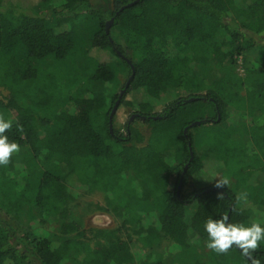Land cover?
Segmentation results:
<instances>
[{
    "label": "trees",
    "instance_id": "1",
    "mask_svg": "<svg viewBox=\"0 0 264 264\" xmlns=\"http://www.w3.org/2000/svg\"><path fill=\"white\" fill-rule=\"evenodd\" d=\"M134 1L93 8L89 0H0V86L12 95L0 103V115L12 122L9 141L26 150L0 167V200L31 204L63 233H75L64 242L29 239L0 221V264H20L29 253L39 264H173L154 247L165 237L191 254L207 242L209 218L227 215L231 223L264 227V0H139L120 11ZM43 4L51 6V26L33 11ZM109 52L126 76L119 93L104 88L116 79ZM238 56L250 65L244 80L236 73ZM48 57L67 67L58 81L76 88L83 83L69 108H63L69 99L55 93V84L49 88L53 77L37 81L32 63ZM209 63L216 76L205 89L194 70ZM232 87H245L244 95ZM119 97L133 120L148 124V139L130 122L124 135L113 126L109 131ZM162 98L172 100L161 109ZM234 114L237 121H229ZM205 127H211L203 141L208 154L199 156L196 137ZM204 161L214 166L213 175ZM42 163L47 167L39 176L19 177ZM217 174L230 183L217 188ZM134 180L150 186L139 194ZM99 183L105 191H128L135 202L149 203L148 213H138L130 198L114 206L107 199L122 227L131 226L124 239L116 231L81 230L78 222L65 221L68 188L89 191ZM185 186L192 191L185 194ZM244 193L246 199H237ZM254 255L264 264V242ZM207 264L247 262L233 248L227 255L209 251Z\"/></svg>",
    "mask_w": 264,
    "mask_h": 264
},
{
    "label": "rangeland",
    "instance_id": "2",
    "mask_svg": "<svg viewBox=\"0 0 264 264\" xmlns=\"http://www.w3.org/2000/svg\"><path fill=\"white\" fill-rule=\"evenodd\" d=\"M89 2L93 8H99L109 6L111 0H89ZM262 9L264 12V6H262ZM33 11L44 16L49 26L55 23L54 16L51 14L50 4L37 6L33 9ZM261 42L264 44V36L261 37ZM108 56L111 59L112 65L115 69L116 79L114 80V83H112L111 85L106 84L104 88L106 89V91L119 93L126 80L125 72L119 67V62L116 56H114L110 52L108 53ZM256 56L257 53L249 54V57L252 59H254ZM83 63L84 61L82 58L77 59L75 67L80 68ZM32 66L37 70V81L40 82L42 80H45L49 76L55 79L54 83L50 85L49 88L52 90V87L55 84V93L56 91H59V95H65L67 99H69L68 102L63 105V108H69L72 102V100L70 99L74 97L76 92H78L77 89H82L83 83H81L80 81L78 83L79 88H76L65 86L63 84V81H58V79L61 78L62 75L67 71V67L61 64H57L52 57H48L40 61H35L32 63ZM235 68L238 77L244 80L246 74L245 71L250 68V65H248L246 59L238 56L236 58ZM194 71L201 78L205 89H208L211 81L216 76L213 64L209 63L203 68L195 67ZM86 83L85 88L88 86V83ZM34 84H32V86L28 85L26 88L33 91ZM231 90L238 91L241 95H244L245 93V87H241L240 89L232 87ZM185 95L186 94L181 93V97H184ZM11 99L12 95L10 94V91L0 86V103L6 104ZM169 100L172 99L162 98L159 105L160 108L162 109L163 106L167 104V102H170ZM131 113L132 112L129 108L118 104L112 118L113 128L120 134L124 135V126L126 125V123L130 122L134 129L139 131L145 139H148L150 135V128L148 124L144 123L142 120H133L134 117H131ZM233 117L234 118H231L230 116L228 120L237 121V117L239 116L238 114H234ZM208 128L211 127H205L203 130H200L196 137L195 151L199 156L208 154L207 148L203 143L204 134L206 133V130ZM237 137L244 136L240 135V133L238 132ZM145 144L146 141H144L140 146H143ZM25 151L26 150L24 148L20 149V152L15 154L14 156L17 159H21L20 157L23 153H25ZM203 164L204 169L209 172L210 175H213L215 170L212 163L209 161H204ZM46 167L47 163H42L40 169L36 170L33 173H28L29 175L21 173L19 177L23 180H27V177H37L42 171L46 169ZM220 178L221 176L217 174L213 179L215 182H217L216 180ZM126 181L130 183L129 180ZM133 185L136 188L135 192L139 194L143 193L150 186V184L143 183L138 180H134ZM102 186L103 185L101 183L96 184L94 188L89 191L81 190L77 187H69L68 192L71 196V200L65 207L67 211L65 221L68 222L74 220L78 222L81 230L116 231L118 232L119 236L124 239L126 235L131 233V226L128 225L125 228L122 227L121 217L112 210V207L108 206L107 199L109 198L113 203L112 206H114L120 205V203L123 204L124 200L130 198L132 202L129 205H132L134 207V211L138 213H148L150 210L149 203L143 204L137 201L135 202L134 198L130 196L128 191L120 195L114 188H112L111 191H105L103 190ZM191 191L192 188L190 186H185L183 188V192L185 194L190 193ZM123 197L125 198L121 200ZM15 203V198H11L10 201H3L2 199L0 200V221H2L3 224L8 227L10 226L16 230H19L21 235L25 234L29 239L39 238L47 239L53 242H64L75 238V233H63L60 229L59 223L56 222V220H53V217H44L42 212L31 204L17 205ZM260 215L264 218V210L260 212ZM133 239L134 241L137 240V236H133ZM87 242L90 246H93L95 244V240L92 238L90 240H87ZM137 245L141 246L142 244L140 242H137ZM153 251L162 255L170 256L173 264H193L194 260H197L203 264H207L208 262L209 250L206 248V242L202 243L196 248V250L188 255L185 252H181L172 241L164 237L160 240L158 245L154 247ZM143 252L146 253L149 252V250L144 249ZM28 255L29 257L26 260L21 261L20 264H39L38 261L33 256H31L30 253Z\"/></svg>",
    "mask_w": 264,
    "mask_h": 264
},
{
    "label": "clouds",
    "instance_id": "3",
    "mask_svg": "<svg viewBox=\"0 0 264 264\" xmlns=\"http://www.w3.org/2000/svg\"><path fill=\"white\" fill-rule=\"evenodd\" d=\"M18 132H23V126L17 123ZM12 129V122L5 120L0 115V167H7L13 155L20 152V145L10 142L6 133ZM216 187L223 188L230 181L227 177L216 180ZM247 194H241L237 199H246ZM218 200H223V194L217 195ZM207 233L206 248L217 255H227L233 248L239 250L246 259L247 264H261L259 257L254 254L264 242V227L253 222L250 226L229 222V217L224 215L220 219L209 218L204 224Z\"/></svg>",
    "mask_w": 264,
    "mask_h": 264
},
{
    "label": "water",
    "instance_id": "4",
    "mask_svg": "<svg viewBox=\"0 0 264 264\" xmlns=\"http://www.w3.org/2000/svg\"><path fill=\"white\" fill-rule=\"evenodd\" d=\"M138 1H139V0H136V1H134L133 3H131V4L127 5V6H125V7H122V8L120 9V11H122V10L125 9V8L131 7L132 5H134V4H135L136 2H138ZM111 24H112V21H109V23L106 25V32H107V30H108V28H109V26H110ZM122 93H123V92H122ZM122 93H121V95H122ZM121 95H120V97H121ZM120 97H119L118 101H116V103L114 104V106H113V108H112V111H111V113H110V116H109V121H108V123H109V125H108V127H109V131H112V118H113V114H114V112L116 111V108H117V106H118V104H119ZM197 124H199V123H197ZM189 150H190V160H192V158H193V153H192V151H191L190 144H189ZM185 169H186V167H185ZM185 169H184V170H185ZM181 182H182V181L179 182L178 189H177V193L180 192Z\"/></svg>",
    "mask_w": 264,
    "mask_h": 264
}]
</instances>
